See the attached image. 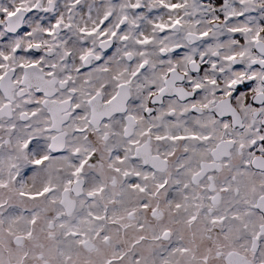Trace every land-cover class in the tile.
Masks as SVG:
<instances>
[{
	"label": "clouds",
	"instance_id": "9594fccd",
	"mask_svg": "<svg viewBox=\"0 0 264 264\" xmlns=\"http://www.w3.org/2000/svg\"><path fill=\"white\" fill-rule=\"evenodd\" d=\"M0 65V264H264V0H0Z\"/></svg>",
	"mask_w": 264,
	"mask_h": 264
},
{
	"label": "snow or ice",
	"instance_id": "6c2138e0",
	"mask_svg": "<svg viewBox=\"0 0 264 264\" xmlns=\"http://www.w3.org/2000/svg\"><path fill=\"white\" fill-rule=\"evenodd\" d=\"M161 2L163 3V0H161ZM216 3H217V4L223 3V0H216ZM181 6H182V5H180V4H175V3H174V4L166 5V7H167L169 10H175V9L180 8ZM136 7H137V9L139 10V6L136 5ZM20 10H21L20 8H17L15 12H9V13H8V16H9V17H13V16H15V15L17 14V12H19ZM175 24H179V20L175 21ZM57 26H58V25H57ZM161 27H166V26H161ZM233 31H241V29H234ZM49 34H51V30H49ZM113 35H115V33H113ZM200 35H201V38H205V37L208 36V33H207V32H204V33H201ZM122 39H126V37H122ZM252 40H253V42H255V43H259V42H260V34L257 33L256 35H254V36L252 37ZM234 58H235V57H230V59H234ZM5 59H8V58L5 57ZM37 63H38V62L33 61L31 65H21V66H22V67H24V66H35ZM0 67H2V65H0ZM200 70L202 71L203 69H200ZM253 79H254V77H253ZM212 83H215V81H212ZM232 83H236V82L233 81ZM196 87L199 88L200 85H196ZM239 90H240V89H238V91H239ZM229 95H231V93H229ZM225 127H227L226 124H225ZM194 138H195V137H194ZM41 162H42V161L37 160V161H35L34 163L39 164V163H41ZM77 172H79V169L77 170Z\"/></svg>",
	"mask_w": 264,
	"mask_h": 264
}]
</instances>
